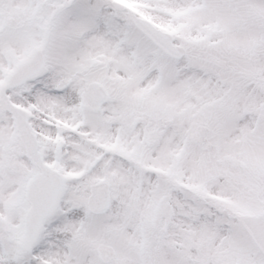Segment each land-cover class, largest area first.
<instances>
[{
  "label": "snow or ice",
  "instance_id": "1",
  "mask_svg": "<svg viewBox=\"0 0 264 264\" xmlns=\"http://www.w3.org/2000/svg\"><path fill=\"white\" fill-rule=\"evenodd\" d=\"M0 264H264V0H0Z\"/></svg>",
  "mask_w": 264,
  "mask_h": 264
}]
</instances>
